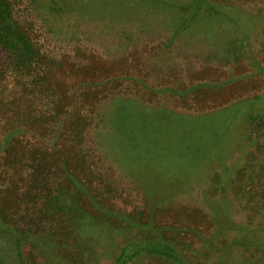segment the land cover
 <instances>
[{
  "label": "rangeland",
  "instance_id": "1",
  "mask_svg": "<svg viewBox=\"0 0 264 264\" xmlns=\"http://www.w3.org/2000/svg\"><path fill=\"white\" fill-rule=\"evenodd\" d=\"M27 6L46 48L132 53L131 79L144 84L118 83L78 145L71 166L90 199L79 195L75 205L61 189L45 191V181L63 180L62 164L46 157L34 173L24 143L26 179L19 190L0 181V205L8 227L30 231L27 264H112L118 247L152 230L187 264H264V0ZM135 177L164 197L145 193ZM126 264L172 263L146 256Z\"/></svg>",
  "mask_w": 264,
  "mask_h": 264
},
{
  "label": "trees",
  "instance_id": "2",
  "mask_svg": "<svg viewBox=\"0 0 264 264\" xmlns=\"http://www.w3.org/2000/svg\"><path fill=\"white\" fill-rule=\"evenodd\" d=\"M27 1L0 0V181L5 190L20 189L26 179L22 169L24 143H30L28 153L34 173L46 157H55L54 161L62 164L58 172L63 180L51 184L45 181L44 190L61 189L62 195L76 205L79 195L87 199L91 196L71 165L80 159L78 145L85 140L98 109L118 94V83L125 78L144 84L131 79L137 77L130 72L132 53L107 58L77 44L56 53L46 48L28 18ZM135 181L148 195L165 194L163 190L147 191L142 180L135 177ZM173 182L179 180L174 177ZM34 184L31 181L30 185ZM153 212L151 209L146 231L152 227ZM105 215L113 216L109 212ZM119 219L130 224L128 218ZM152 231L154 237L131 239L118 247L112 264L146 256L187 264L181 249L163 237L162 230ZM29 233L8 227L0 205V264H27L23 244Z\"/></svg>",
  "mask_w": 264,
  "mask_h": 264
}]
</instances>
